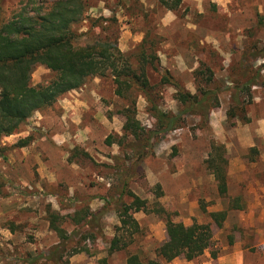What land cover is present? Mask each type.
Segmentation results:
<instances>
[{"label":"rangeland","instance_id":"obj_1","mask_svg":"<svg viewBox=\"0 0 264 264\" xmlns=\"http://www.w3.org/2000/svg\"><path fill=\"white\" fill-rule=\"evenodd\" d=\"M85 1L89 18L116 19L115 29L107 20L97 24L102 34L108 26L114 29L121 51L130 53L146 34L156 41L161 66L190 92H195L198 81L193 71L201 63L213 71L216 81L211 86L225 88L232 85L230 70L241 52L253 44L264 47V0H180L172 9L159 0ZM40 4L0 0V15L9 17L24 6L31 11ZM89 23L84 20L74 29L86 32ZM263 65L255 62V67ZM147 74L152 84L159 82V74L150 69ZM48 76L47 69L37 67L32 82ZM199 85L205 86L203 79ZM158 89L160 107L177 111L175 87L165 84ZM231 92L226 88L219 93L220 105L210 111L208 122L186 115L180 128L159 137L140 157L116 143L125 121L120 110L128 101L114 94L110 77H91L60 96L51 108L35 112L18 133L1 140L9 146L31 137L28 144L13 147L6 159H0V264H98L103 257L109 264H125L133 252L153 258L167 237L165 215L152 211L159 205L176 222L210 223L212 235L214 229L221 238L224 233L206 207L225 204L226 199L212 186L215 180L206 160L212 144L223 146L226 159L225 145L217 136L241 122L226 117ZM134 94L137 119L146 129L153 128L155 120L145 99ZM212 111L213 122L223 129L210 123ZM108 135H113L111 145L104 142ZM126 178V191L145 200L149 211H130L139 231L126 248L108 254V242L120 226L118 209L121 203L132 202L127 193L119 195ZM197 212L200 220L194 216ZM217 241L213 239L207 250L210 257L218 251ZM198 257L188 261L196 264L204 258Z\"/></svg>","mask_w":264,"mask_h":264},{"label":"trees","instance_id":"obj_2","mask_svg":"<svg viewBox=\"0 0 264 264\" xmlns=\"http://www.w3.org/2000/svg\"><path fill=\"white\" fill-rule=\"evenodd\" d=\"M179 1L159 0L168 9L174 8ZM37 2L41 4L31 11L26 9L25 4L9 17L0 15V159H6L13 147L24 146L31 141V137L27 136L8 146L1 144L3 137L18 133L21 125L26 124L35 112L51 108L60 96L80 88L87 79L96 76L110 77L114 94L128 101L127 106L120 110L125 121L123 135L116 143L138 157L148 154L159 137L180 128L186 115L198 116L202 123L208 122L210 111L220 105L219 93L226 88L232 91L227 119L236 117L244 123L249 120L246 107L252 100L251 87L261 79V66L255 67V62L264 57V47L258 48L253 44L241 52L240 59L230 70L232 85L225 88L211 86L216 81L213 71L201 63L193 71L195 83L198 81L195 92H190L161 66L155 50L156 41L148 38L147 34L134 50L126 53L117 45L114 31L116 19L89 18L85 0ZM84 20L90 22L87 31L75 30L74 25ZM99 20L111 22L114 29L108 26V31L102 34L100 24H97ZM37 67L47 69L49 76L34 84L32 73ZM149 69L159 74L157 84L150 82ZM202 79L205 86L199 85ZM165 84L175 87L174 99L180 105L175 112L163 110L159 105L158 87ZM134 92L143 96L155 120L151 129L143 127L136 117ZM128 135L133 140H127ZM104 142L107 145L114 143L113 135H108ZM222 151V145L212 144L206 163L217 182L219 194L225 196L227 160ZM122 182L119 195L127 193L132 202L121 203L118 209L120 226L108 242V254L126 248L139 231V224L130 211H149L145 208V200L130 190L126 191L127 178ZM156 189L160 196L158 184ZM202 210L205 211L204 208ZM152 211L165 215L166 240L155 248L153 258L144 259L136 252L128 253L125 264H163L180 256L192 260L213 245L210 223L194 221L185 225L176 222L161 205ZM208 215L221 227L226 211H213ZM211 257L216 258V251L211 252ZM98 264H109L107 257L99 259Z\"/></svg>","mask_w":264,"mask_h":264},{"label":"crops","instance_id":"obj_3","mask_svg":"<svg viewBox=\"0 0 264 264\" xmlns=\"http://www.w3.org/2000/svg\"><path fill=\"white\" fill-rule=\"evenodd\" d=\"M259 60L264 63V57ZM260 72L264 79V65ZM251 89L252 100L246 112L249 120L235 122L223 135L217 136L226 150V202L206 209L226 211L220 227L224 235L218 238L213 229V239H218L216 244H219L216 258L205 250L199 256L204 258L196 264H264V83L255 84ZM213 114L215 111L210 114V123L222 128L219 122H213ZM215 182L212 186L218 194ZM194 216L200 220L198 212ZM164 264H192V261L177 257Z\"/></svg>","mask_w":264,"mask_h":264}]
</instances>
